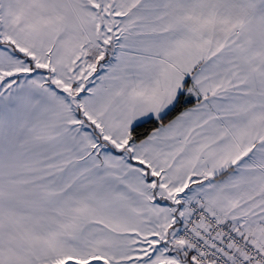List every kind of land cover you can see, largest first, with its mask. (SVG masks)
<instances>
[{
    "label": "snow or ice",
    "instance_id": "6c2138e0",
    "mask_svg": "<svg viewBox=\"0 0 264 264\" xmlns=\"http://www.w3.org/2000/svg\"><path fill=\"white\" fill-rule=\"evenodd\" d=\"M0 264H264V0H0Z\"/></svg>",
    "mask_w": 264,
    "mask_h": 264
}]
</instances>
